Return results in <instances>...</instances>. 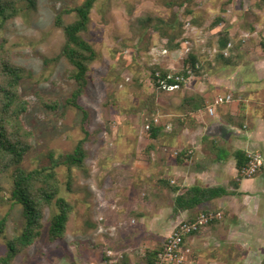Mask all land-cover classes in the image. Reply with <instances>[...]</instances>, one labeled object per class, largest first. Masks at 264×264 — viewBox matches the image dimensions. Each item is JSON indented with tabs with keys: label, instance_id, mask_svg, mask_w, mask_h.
I'll use <instances>...</instances> for the list:
<instances>
[{
	"label": "rangeland",
	"instance_id": "obj_1",
	"mask_svg": "<svg viewBox=\"0 0 264 264\" xmlns=\"http://www.w3.org/2000/svg\"><path fill=\"white\" fill-rule=\"evenodd\" d=\"M84 1L38 0L35 10L21 2L16 16L0 32L2 56L22 70L19 94L29 103L23 116L31 134V149L22 163L26 170L48 166L49 153L55 158L69 154L85 138L82 112L65 105L77 84L71 79L72 66L62 56L64 32L55 25L58 15L64 24L72 23L75 14L64 11ZM173 15L176 23L160 30L139 22L147 16L170 22ZM217 18L222 21L214 26ZM227 30L252 42L260 38L257 44H263L264 0H96L82 34L96 52L78 99L88 113L85 164L81 170H56L59 195L72 206L66 236L48 241L55 208H45L41 236L13 264H85L86 258L110 256L115 240L137 223L136 213L151 206L152 199L144 194L153 184L144 168L150 159L155 163L161 157L156 154L152 160L148 152L153 143L146 126L156 118L160 128L169 125L166 138L177 127L178 101L174 94L154 87L153 70L181 71L189 54L212 52ZM55 104L57 108H48ZM177 152L169 149L164 163L179 158ZM154 169L150 178L157 174ZM0 185V219H7L0 236V256H4L7 242L20 234L24 220L21 207L9 200V173L0 174ZM127 207L132 214L116 228V214ZM232 217L227 212L219 223L239 221Z\"/></svg>",
	"mask_w": 264,
	"mask_h": 264
},
{
	"label": "crops",
	"instance_id": "obj_2",
	"mask_svg": "<svg viewBox=\"0 0 264 264\" xmlns=\"http://www.w3.org/2000/svg\"><path fill=\"white\" fill-rule=\"evenodd\" d=\"M225 32L232 47L224 57L230 63L221 59L217 43L208 54H193L199 72L183 87L163 91L175 95L178 120L171 138H166L169 125L156 139L150 137L152 160L156 154L161 157L157 163L150 159L144 168L153 184L144 194L152 199L151 206L136 213L137 223L115 240L110 256L86 258L85 264H148V250L165 242L180 223L211 210L222 216L229 212L239 221L214 224L187 237L184 247L190 255L185 264H264V168L253 178L241 179L236 167L238 152L264 154V43ZM227 96L229 102L217 103ZM169 149L178 151L179 158L164 163ZM152 167L157 169L155 178L149 177ZM192 188H222L228 195L192 210L177 208L176 199ZM128 214V207L116 214V228L125 225Z\"/></svg>",
	"mask_w": 264,
	"mask_h": 264
},
{
	"label": "trees",
	"instance_id": "obj_3",
	"mask_svg": "<svg viewBox=\"0 0 264 264\" xmlns=\"http://www.w3.org/2000/svg\"><path fill=\"white\" fill-rule=\"evenodd\" d=\"M21 2H24L29 9L35 10L38 0H0V32L5 24L16 16L18 12L17 5ZM95 2L96 0H85L81 5L65 10L64 13L75 14V20L70 24H64L60 15L55 19V25L63 30L65 36L62 56L72 66L71 79L77 84V88L72 92L70 98L66 100L65 105L82 112L81 129L85 138L80 140L69 154L59 155L55 158L53 153H49L47 156L49 165L46 167L26 170L22 166L26 154L31 149V134L26 130L23 123V116L28 111L29 103L19 94L22 70L13 65L8 58L2 56L3 45H0V74L2 76V81L0 82V174H10L11 193L9 200L21 207L24 220L20 234L7 242V252L4 256H0V264H13L19 254L35 244L41 236L43 211L47 207L55 208V213L52 215L47 229L48 241L55 242L64 239L66 236L72 206L65 198L59 195L56 170L61 167H65L68 172L73 168L81 170L85 164L86 151L84 144L88 135L86 129L88 113L79 105L78 99L87 84L89 66L95 60L96 52L92 45L82 37V34L87 31L90 13ZM154 20H157L156 24L153 23ZM176 21V15H173V19L170 22L155 19L152 16L140 18L139 20L142 26L153 25L156 30H160L161 26L172 27ZM221 21L220 18H217L214 26ZM229 40L230 35L228 32H224L218 40L219 55L226 63H230L231 59L225 58L222 52L227 48ZM198 65L199 60L196 56L189 54L184 61L182 70L177 73L172 74L168 70L161 68L154 69L151 74L152 83L158 91H163L158 84V80L166 81L167 85L183 87L190 77L199 72ZM169 75L172 76L171 79H167ZM176 77H180L181 81L177 82ZM57 107L56 104L48 106L49 109ZM200 107L203 108L204 106ZM160 129V125H155L152 121L148 130L150 131V137L156 139ZM247 162V155L238 152L236 155L237 170L240 171ZM1 192L2 187L0 185ZM225 195H228V192L222 188H192L176 199V207L192 210L203 202ZM211 211L217 212L215 210ZM6 221V218L0 219V236L4 233ZM218 223L214 222L208 226ZM163 244L164 242L156 249L147 251L148 264H155Z\"/></svg>",
	"mask_w": 264,
	"mask_h": 264
},
{
	"label": "built area",
	"instance_id": "obj_4",
	"mask_svg": "<svg viewBox=\"0 0 264 264\" xmlns=\"http://www.w3.org/2000/svg\"><path fill=\"white\" fill-rule=\"evenodd\" d=\"M232 47L228 44L227 49L223 52L224 56H228V50ZM157 76H159L157 74ZM169 75L167 79H171ZM177 82L181 81L180 77L175 78ZM158 84L163 91H174L179 88V85H167L166 81L158 80ZM230 96H227L225 100L219 98L217 103L223 101L229 102ZM209 114L213 113V109L208 110ZM155 125H158L159 120L156 118L153 120ZM149 130V125L146 126ZM248 162L239 171V177L241 179H250L257 175L264 168V154L249 153L247 154ZM223 216L220 212H202L194 220L189 222L180 223L171 235L165 240L161 251L158 254L155 264H185L190 255V250L184 247L185 238L198 233L203 228L214 222H220Z\"/></svg>",
	"mask_w": 264,
	"mask_h": 264
}]
</instances>
